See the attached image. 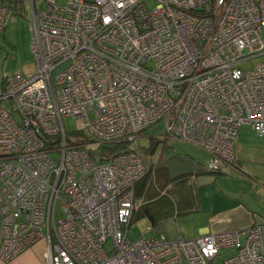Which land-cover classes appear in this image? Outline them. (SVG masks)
<instances>
[{
    "label": "built area",
    "instance_id": "obj_1",
    "mask_svg": "<svg viewBox=\"0 0 264 264\" xmlns=\"http://www.w3.org/2000/svg\"><path fill=\"white\" fill-rule=\"evenodd\" d=\"M146 1L27 0L36 70L0 89L3 263L47 238L49 264H213L225 250L222 264H264L261 226L129 239L146 167L134 151L102 146L164 121L167 137L207 152L208 172L226 173L241 126L264 136V0ZM13 15L0 2V34ZM69 116L90 137L70 136Z\"/></svg>",
    "mask_w": 264,
    "mask_h": 264
},
{
    "label": "rangeland",
    "instance_id": "obj_2",
    "mask_svg": "<svg viewBox=\"0 0 264 264\" xmlns=\"http://www.w3.org/2000/svg\"><path fill=\"white\" fill-rule=\"evenodd\" d=\"M26 5L28 6V4ZM57 5L64 6L65 0H57ZM145 6L148 9H152L155 6V2L147 0ZM30 17L29 10L23 16H12L6 29L0 34V89L3 79L6 77L15 74L31 75L36 70V61L30 51ZM261 61V58L249 60L239 64L238 68L243 71L253 70ZM147 66L150 67V64ZM65 68L66 65H63L60 67V70ZM62 124L68 134L78 132L77 136L79 137L88 135L87 130L83 128L81 119H75L71 116L63 117ZM161 138H166L164 121H160L144 131L138 139L132 143H128V148L133 149L139 154L147 170H157L159 177H166L169 172L171 176L177 178L184 172L193 170L195 164L201 167L203 171H208L209 155L206 151L184 141H170L172 146H168V138L164 139L165 142H161ZM152 139L159 141L155 147H152ZM234 155L235 160L239 161L238 169L244 174L249 175L258 186L255 191V188L246 185L244 188L245 192L248 195L250 194L252 198L251 200L248 197L245 199L249 201L250 206L259 214H264V136L259 137L252 130L251 126H241L238 137L234 141ZM51 157L54 160H58L56 153H52ZM227 174L210 173L207 178L213 179L215 177L216 186L219 189L221 186L223 191L233 190L237 186H245V184L241 183V180L232 175L228 177L226 176ZM217 176H221V178L218 179L219 177ZM62 218L63 210L60 204L57 203L55 206V220H61ZM151 227L149 220L146 218L141 217L133 221L129 229V239L134 241ZM151 229L152 231H150L148 236L155 234H163L164 236L167 234L168 236V224H165V228L160 226L155 230ZM42 240L47 241V238ZM230 254V251H221L213 264H222L223 260Z\"/></svg>",
    "mask_w": 264,
    "mask_h": 264
},
{
    "label": "crops",
    "instance_id": "obj_3",
    "mask_svg": "<svg viewBox=\"0 0 264 264\" xmlns=\"http://www.w3.org/2000/svg\"><path fill=\"white\" fill-rule=\"evenodd\" d=\"M166 138H168V146H172L170 141H178L167 136ZM166 138H161V141ZM237 166L239 167V161L234 158L232 166L227 169L226 176L236 177L245 186H237L233 190L223 191L221 186L220 189L216 186L215 177L207 178L210 172L203 171L195 164L193 170L186 171L181 175L182 181L178 184L168 185V194L172 197V205L169 208L177 206L176 211L173 213L167 207L168 213H170L168 218H159V222L151 228L154 230L160 226L165 228V224H168V236L166 234L165 238L169 241L246 230L253 226L264 228V214H259L245 199L246 197L250 200L252 198L245 192L246 185L252 186L255 191L258 186L249 175L244 174ZM168 176L175 179L169 172ZM217 177L221 178V176ZM169 190L172 192L169 193ZM141 203V201H136V208ZM177 211L180 214H177ZM49 242L41 240L13 261L8 263L0 261V264H49Z\"/></svg>",
    "mask_w": 264,
    "mask_h": 264
},
{
    "label": "trees",
    "instance_id": "obj_4",
    "mask_svg": "<svg viewBox=\"0 0 264 264\" xmlns=\"http://www.w3.org/2000/svg\"><path fill=\"white\" fill-rule=\"evenodd\" d=\"M0 2H2L7 8L12 9L14 15L23 16L27 13V0H0ZM72 135L74 134H71L70 136ZM158 142L159 141L152 139V147H155ZM99 150L101 154L107 156L121 151H134L133 149L128 148V143L126 142L119 144H107L102 146ZM181 179V176L175 179H171L167 175L166 177H159L157 170L153 171L146 169L143 178H141L134 186V202L141 201L142 203L140 206H137V208L135 205L132 222L142 217L148 219L153 227L159 222V218H168L170 215V213H168V208L172 205V197L168 194V185L171 183L178 184L182 181ZM171 192L172 190H169V193ZM176 207L177 206H173L169 209L174 213L176 211ZM177 214L180 213L177 211Z\"/></svg>",
    "mask_w": 264,
    "mask_h": 264
}]
</instances>
